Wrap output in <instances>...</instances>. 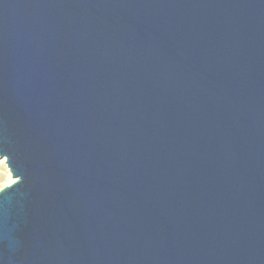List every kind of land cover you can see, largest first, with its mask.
I'll list each match as a JSON object with an SVG mask.
<instances>
[{
    "label": "water",
    "instance_id": "obj_1",
    "mask_svg": "<svg viewBox=\"0 0 264 264\" xmlns=\"http://www.w3.org/2000/svg\"><path fill=\"white\" fill-rule=\"evenodd\" d=\"M0 264H264V0H0Z\"/></svg>",
    "mask_w": 264,
    "mask_h": 264
},
{
    "label": "rangeland",
    "instance_id": "obj_2",
    "mask_svg": "<svg viewBox=\"0 0 264 264\" xmlns=\"http://www.w3.org/2000/svg\"><path fill=\"white\" fill-rule=\"evenodd\" d=\"M10 183L12 179L7 164L0 160V190Z\"/></svg>",
    "mask_w": 264,
    "mask_h": 264
},
{
    "label": "bare ground",
    "instance_id": "obj_3",
    "mask_svg": "<svg viewBox=\"0 0 264 264\" xmlns=\"http://www.w3.org/2000/svg\"><path fill=\"white\" fill-rule=\"evenodd\" d=\"M3 163H6L5 162V159H0ZM11 179H12V182H13V178L11 177Z\"/></svg>",
    "mask_w": 264,
    "mask_h": 264
}]
</instances>
